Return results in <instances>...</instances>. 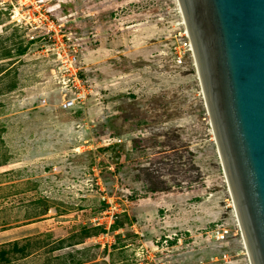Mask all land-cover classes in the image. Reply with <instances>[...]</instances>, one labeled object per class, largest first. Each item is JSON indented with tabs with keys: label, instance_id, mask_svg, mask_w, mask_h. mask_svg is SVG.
I'll return each instance as SVG.
<instances>
[{
	"label": "rangeland",
	"instance_id": "374dc122",
	"mask_svg": "<svg viewBox=\"0 0 264 264\" xmlns=\"http://www.w3.org/2000/svg\"><path fill=\"white\" fill-rule=\"evenodd\" d=\"M182 38L174 0H0V264H248Z\"/></svg>",
	"mask_w": 264,
	"mask_h": 264
},
{
	"label": "water",
	"instance_id": "95a60500",
	"mask_svg": "<svg viewBox=\"0 0 264 264\" xmlns=\"http://www.w3.org/2000/svg\"><path fill=\"white\" fill-rule=\"evenodd\" d=\"M174 3L248 264H264V0Z\"/></svg>",
	"mask_w": 264,
	"mask_h": 264
},
{
	"label": "built area",
	"instance_id": "2783aa9c",
	"mask_svg": "<svg viewBox=\"0 0 264 264\" xmlns=\"http://www.w3.org/2000/svg\"><path fill=\"white\" fill-rule=\"evenodd\" d=\"M27 16H28V18L30 17V15H27ZM31 20L36 22L34 28L40 27V29H42L44 31V33L47 34L48 37H50L51 33H53L54 31L55 32L58 30L60 31L64 27L63 23H56L52 19L45 16L44 14L37 15L36 17H34ZM180 48L182 49L183 53H186V54L188 53V55L190 56V53H189V50L187 47V43H186V40L184 37V33H183L182 42L180 44ZM56 56L60 58L62 65H64L65 70L71 72L70 73L71 77L67 78V82L68 81H70V82L75 81L78 85L79 81L77 80V77H76L75 71H74V66L76 63L75 54L71 53L70 55H62L61 56L58 53H56ZM176 58H177V61L179 62L180 55H177ZM190 58H191V56H190ZM83 98H84L83 91L78 92L77 94H74L71 98L65 99L61 103V109H63V110L69 109V108L73 107L75 103L80 102L81 99H83ZM208 234H209V237L213 243L222 244V243L227 242V239L230 235V231H229V229H227L223 225L218 224V225H215L210 230V232ZM225 257H226L225 255H222L223 259H225Z\"/></svg>",
	"mask_w": 264,
	"mask_h": 264
},
{
	"label": "trees",
	"instance_id": "16d2710c",
	"mask_svg": "<svg viewBox=\"0 0 264 264\" xmlns=\"http://www.w3.org/2000/svg\"><path fill=\"white\" fill-rule=\"evenodd\" d=\"M1 51H0V58L1 59H8V58H11V52H15V53H19V51H20V48H17V49H11V48H1L0 49ZM12 50H14V51H12ZM7 71V70H5V69H3L2 67H0V77L5 73V72ZM157 191H164L163 189H161V190H154V189H150L149 190V192L150 193H154V192H157ZM169 244H170V242H169ZM6 245H9V246H11V247H13V248H15L16 246H17V242L16 241H12V242H8V243H6Z\"/></svg>",
	"mask_w": 264,
	"mask_h": 264
},
{
	"label": "bare ground",
	"instance_id": "6f19581e",
	"mask_svg": "<svg viewBox=\"0 0 264 264\" xmlns=\"http://www.w3.org/2000/svg\"><path fill=\"white\" fill-rule=\"evenodd\" d=\"M231 203H232V200H231ZM233 204V203H232ZM237 225L238 227L240 226L239 223L237 222ZM244 249H245V252H247V248H246V245L244 244ZM246 254V253H245Z\"/></svg>",
	"mask_w": 264,
	"mask_h": 264
}]
</instances>
